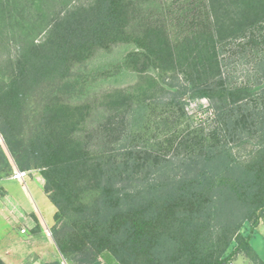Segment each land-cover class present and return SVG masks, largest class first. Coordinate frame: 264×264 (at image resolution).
I'll list each match as a JSON object with an SVG mask.
<instances>
[{"label": "trees", "instance_id": "1", "mask_svg": "<svg viewBox=\"0 0 264 264\" xmlns=\"http://www.w3.org/2000/svg\"><path fill=\"white\" fill-rule=\"evenodd\" d=\"M77 2L0 0V58L15 46L12 75L0 76V180L40 172L56 208L50 233L70 264L106 254L118 264H264L252 244L264 223V112L247 108L256 91L230 86L221 60L234 43L253 51L264 94V0ZM116 45L133 48L88 66ZM124 74L136 82L96 91ZM52 76L62 86L24 140L21 99ZM201 100L211 127L188 111Z\"/></svg>", "mask_w": 264, "mask_h": 264}, {"label": "rangeland", "instance_id": "2", "mask_svg": "<svg viewBox=\"0 0 264 264\" xmlns=\"http://www.w3.org/2000/svg\"><path fill=\"white\" fill-rule=\"evenodd\" d=\"M85 1L86 0H79L77 3ZM49 11H51L52 16H54L53 19H55L56 15L60 12V7ZM60 14L62 15V12H60ZM47 31H49V28L38 32L35 37H31L29 40H32L33 38V40L40 42L46 36ZM9 37H11L12 43H15L14 35H9ZM12 45L14 46V44ZM13 46L11 47L9 53H7L8 51L4 52L2 54L3 56L0 58V76H4L5 79L11 77L14 69V67H11L12 62L6 61L9 57L8 55H14L15 46ZM132 48V46L128 45H116L113 47L111 52L98 49L95 51L94 58L88 66L94 69L104 68L109 63L122 58L126 53L132 50ZM221 60L223 72L230 86L249 87L256 91L248 100L247 108H250V110L256 113L264 112V94L255 89L259 82L261 72L253 51L247 49L241 50L237 48V43H234L221 50ZM136 80L137 78L135 75L124 74L118 78L99 83L96 91L101 92L110 88H125L134 84ZM61 86L59 78H57V76H52L44 79L38 83L37 86L26 90L25 97L21 99L22 101L18 110L19 114L17 119L18 125L22 128V136L24 140L27 139L34 131V127L40 118L44 105L53 95L59 92ZM208 107L209 102L207 100H201L191 103L188 107V111L190 114L197 115V118L200 121L206 122L211 127L213 126L214 116L213 112L208 110ZM0 142L2 143L1 138ZM252 143L253 141H250V143L241 151L239 156L248 155L252 150ZM15 172L16 170L10 177L3 178L2 180L12 178ZM32 174L39 176L40 172L33 171L25 178L24 181H9L3 185L8 190V193L14 203L20 207L22 206L27 212L30 211L40 217L43 229L47 226L51 228L55 223L54 216L56 214V208L45 195L41 186L32 177ZM2 180H0V182ZM0 193H2L1 189ZM8 228L9 227L6 224L4 225L0 221V239H2L4 234L7 232H11L12 228H9V230ZM49 232L50 229H47L46 234L48 235ZM13 233L14 235L16 233V236H19V228ZM252 244L258 254L264 259V229H258V231L255 232ZM57 260H59V258H57ZM105 260L108 264H118L110 254H106ZM105 260H101V264H106Z\"/></svg>", "mask_w": 264, "mask_h": 264}, {"label": "crops", "instance_id": "3", "mask_svg": "<svg viewBox=\"0 0 264 264\" xmlns=\"http://www.w3.org/2000/svg\"><path fill=\"white\" fill-rule=\"evenodd\" d=\"M32 177L44 191L45 181L42 175L32 174ZM9 181L17 180L9 178L0 182L2 192L0 193V221L12 228L10 233L7 232L0 239V259L4 264H43L54 262L57 258L60 261L61 255L54 239L46 234V230L51 228L47 226L43 229L38 215L30 211L27 212L22 206L20 207L12 201L8 190L3 185ZM45 195L47 196L46 193ZM18 228L21 236H16V233L15 235L13 233ZM262 228L264 229V223H262ZM233 263L251 264L242 257ZM106 264L108 263L106 262Z\"/></svg>", "mask_w": 264, "mask_h": 264}, {"label": "built area", "instance_id": "4", "mask_svg": "<svg viewBox=\"0 0 264 264\" xmlns=\"http://www.w3.org/2000/svg\"><path fill=\"white\" fill-rule=\"evenodd\" d=\"M29 172H21V171H16L15 174L13 175L12 179L17 180V181H24L25 178L29 175ZM48 236L51 237V233H48ZM61 264H70L67 262L65 259H60ZM229 264H234V263H229Z\"/></svg>", "mask_w": 264, "mask_h": 264}]
</instances>
